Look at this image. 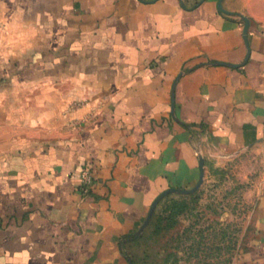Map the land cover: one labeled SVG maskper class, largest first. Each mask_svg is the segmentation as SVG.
<instances>
[{
	"label": "crops",
	"instance_id": "crops-1",
	"mask_svg": "<svg viewBox=\"0 0 264 264\" xmlns=\"http://www.w3.org/2000/svg\"><path fill=\"white\" fill-rule=\"evenodd\" d=\"M218 1L0 0V264H130L201 161L264 159V0Z\"/></svg>",
	"mask_w": 264,
	"mask_h": 264
},
{
	"label": "rangeland",
	"instance_id": "rangeland-1",
	"mask_svg": "<svg viewBox=\"0 0 264 264\" xmlns=\"http://www.w3.org/2000/svg\"><path fill=\"white\" fill-rule=\"evenodd\" d=\"M196 184L159 199L145 226L127 239L131 264L255 262L264 239L255 217L264 159L249 149L211 154Z\"/></svg>",
	"mask_w": 264,
	"mask_h": 264
},
{
	"label": "built area",
	"instance_id": "built-area-1",
	"mask_svg": "<svg viewBox=\"0 0 264 264\" xmlns=\"http://www.w3.org/2000/svg\"><path fill=\"white\" fill-rule=\"evenodd\" d=\"M94 182V175L90 164H84L79 171V189L87 192Z\"/></svg>",
	"mask_w": 264,
	"mask_h": 264
},
{
	"label": "water",
	"instance_id": "water-1",
	"mask_svg": "<svg viewBox=\"0 0 264 264\" xmlns=\"http://www.w3.org/2000/svg\"><path fill=\"white\" fill-rule=\"evenodd\" d=\"M218 7H219L220 9H222V8H221V2H220V0L218 1ZM243 20H244V23H245L244 31L246 32V31H247V28H248V25H249V20H248L246 17H243ZM200 165H201V171H200V178H199L198 182L201 181L202 174H203V167H202V166H203V161L200 162ZM198 182H197V183H198ZM196 185H197V184H196ZM193 189H195V186H194ZM176 190L187 191V189H183V188H172V189H170V190H167V191L163 192V193H162V194H161V195L155 200V202L152 204L151 209H150V211H149V214H148V216H147V219H146L144 225L140 228V230H141V229L145 226V224L147 223V221H148V219H149V217H150V215H151V213H152V211H153L155 205H156L157 202L159 201V199H160L162 196H164L165 194H167L168 192L176 191ZM130 264H131V263H130Z\"/></svg>",
	"mask_w": 264,
	"mask_h": 264
}]
</instances>
